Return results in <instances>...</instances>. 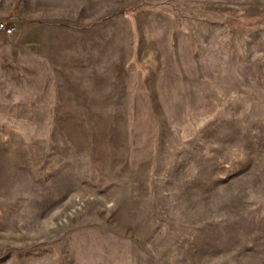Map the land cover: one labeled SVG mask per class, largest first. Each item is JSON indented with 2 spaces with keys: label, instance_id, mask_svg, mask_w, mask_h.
<instances>
[{
  "label": "rangeland",
  "instance_id": "374dc122",
  "mask_svg": "<svg viewBox=\"0 0 264 264\" xmlns=\"http://www.w3.org/2000/svg\"><path fill=\"white\" fill-rule=\"evenodd\" d=\"M29 2L0 0V264H264V0Z\"/></svg>",
  "mask_w": 264,
  "mask_h": 264
},
{
  "label": "crops",
  "instance_id": "0c3cea01",
  "mask_svg": "<svg viewBox=\"0 0 264 264\" xmlns=\"http://www.w3.org/2000/svg\"><path fill=\"white\" fill-rule=\"evenodd\" d=\"M29 1L31 2V0H29ZM56 1H58V0H56ZM66 2H67V0H66ZM51 8L53 10V12H52V15H53L52 16V19L55 18V19H58V20H62L65 17V20H68V18L70 16L69 15V12L72 13V15L74 16V18L76 17V15L79 16L78 9H74V7L69 8L68 7V4H66L64 7H62V4H60L58 2L56 5H52ZM26 9H27V11H28V13L30 15L31 14H34V16H29L28 17L29 20H33V19L36 20L37 17H38V16H35L37 11H36V8H34L32 5H28L26 7V5L25 6H22V5H18L17 3L14 2L12 4L11 12L8 13V15H9L10 18H13L15 20H19V21L21 19L26 20V18H27V16H25ZM63 14H64V16H63ZM41 19H43V18H39V20H41ZM45 19H48V17H45ZM20 22H22V21H20ZM33 24H34L33 22H29V28L30 29L27 32V33H29V36L32 35V30H33L32 26H33ZM35 24H34V26H35Z\"/></svg>",
  "mask_w": 264,
  "mask_h": 264
},
{
  "label": "built area",
  "instance_id": "2783aa9c",
  "mask_svg": "<svg viewBox=\"0 0 264 264\" xmlns=\"http://www.w3.org/2000/svg\"><path fill=\"white\" fill-rule=\"evenodd\" d=\"M0 29L3 30L4 32H6L7 34H11L14 32L15 27L13 25L9 24L7 21L1 20L0 21Z\"/></svg>",
  "mask_w": 264,
  "mask_h": 264
}]
</instances>
